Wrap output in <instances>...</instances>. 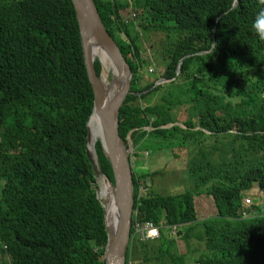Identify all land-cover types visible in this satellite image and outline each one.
Wrapping results in <instances>:
<instances>
[{"label":"trees","instance_id":"1","mask_svg":"<svg viewBox=\"0 0 264 264\" xmlns=\"http://www.w3.org/2000/svg\"><path fill=\"white\" fill-rule=\"evenodd\" d=\"M94 2L135 76L119 127L134 147L132 227L160 230L152 252L150 241L135 237L126 264H189L179 241L204 244L197 264H264V212L253 205V216L242 218L243 193L264 191V164L246 159L264 152V41L250 30L264 0ZM130 9L160 37L151 62L141 34L126 24ZM153 65L163 73L147 79L142 72ZM161 80L182 84L183 99L173 91L153 105ZM237 101L241 109L230 111ZM94 102L71 0H0V264H105V214L86 152ZM149 137L161 144L146 153ZM214 151L224 166L209 162ZM145 153L186 158L193 188L166 196L145 190L160 175L141 174L143 162L134 169L132 159ZM96 156L114 184L100 142ZM196 197L213 199L216 219L198 221Z\"/></svg>","mask_w":264,"mask_h":264},{"label":"water","instance_id":"2","mask_svg":"<svg viewBox=\"0 0 264 264\" xmlns=\"http://www.w3.org/2000/svg\"><path fill=\"white\" fill-rule=\"evenodd\" d=\"M71 2L76 9L80 24L88 75L95 93L93 115H91L87 124V157L92 166L96 182L104 178L111 187V196L106 206L99 201L104 209V223L107 234L104 263L126 264L132 238V215L134 210L133 175L130 164L133 149L130 140L128 144H125L121 139L119 127L120 111L132 95L134 74L116 41L108 32L94 0H71ZM100 53L105 55L117 74L113 81L116 85L117 95L113 99L107 96L102 84L104 67L101 60L102 74L101 76L97 74V62L93 56ZM166 83L170 82H159L152 91ZM94 128L97 130L96 134L104 155L111 165L114 184L99 169L95 150V160L89 153L88 139L91 130ZM97 193L99 195V190ZM109 216L115 220L112 228L107 225V217Z\"/></svg>","mask_w":264,"mask_h":264},{"label":"rangeland","instance_id":"3","mask_svg":"<svg viewBox=\"0 0 264 264\" xmlns=\"http://www.w3.org/2000/svg\"><path fill=\"white\" fill-rule=\"evenodd\" d=\"M134 12H136V14L138 15V23L141 26L142 24L145 23L148 17L142 12H137L131 9L129 10L127 17L129 18L131 14ZM140 34L143 35L142 42H141L143 46V56L144 58H146L148 62H151L153 61V54H151L150 47L153 43H155L156 41H159L160 37L155 36L156 33L152 35L150 32H146L143 28L141 29ZM149 70H154L155 74L150 75ZM142 73L143 75L145 74L147 76L146 77L147 79H151L152 77L160 78L163 71L157 65H153V66L147 67L145 70H143ZM113 81H114V77H113ZM163 87H164V90L159 94V96L154 101H152L153 105L158 104L163 101L165 102V101L170 100V97L173 91L175 92V96H176L175 100L183 99L185 88L183 87L182 84L166 83L163 85ZM240 109H241V104L239 101H237L234 105L231 106L230 111H233L236 113L237 110H240ZM128 139L131 140V137H129ZM142 143L143 141L141 142V144ZM160 144L161 143L159 139H157L156 137H152V138L149 137L145 140V144L143 146H144V150L147 153L149 151L158 149ZM132 149H133L132 151V155H133L134 147H132ZM146 153L144 154V156L146 155ZM144 156H141L139 159H135V158L132 159L134 169H136V164H138L139 162H143L144 166L142 167V170L145 172H141V174L146 175L148 174V172L160 173L159 176L155 177L152 181L149 180L144 185L145 190L150 189V191L158 195L166 196V195H180L193 188V184H195V180H193L190 177L187 178L189 174V169H187L188 161L186 158H183L180 161H175L174 159L164 154L160 157V160L155 161V158H152L151 154H149L148 157L145 156L147 159H145ZM249 157H253L255 159L254 163L264 164V152H261V154L248 155L246 157L248 161L250 159ZM213 159L217 163L211 160L210 157H209V162H213L217 166H224L226 164V163H221L222 161L219 160L217 153L215 151L213 152ZM98 190H99V195L97 193L98 200L100 198L103 201H105V203L107 204L110 199V196L107 194V192H101V188L99 189L98 184H97L96 191L98 192ZM243 198H244L243 201L247 199L251 201L250 208L253 205H256L262 208L261 213L264 212V192H262L260 189L256 187L250 191L244 192ZM195 204H196V210H197V205H198V216L201 222L217 218L218 216L217 209L213 201L210 198H197ZM247 215L253 216V213H248ZM112 223L113 225L115 223V220L113 217H112ZM108 227L112 228V224L111 225L108 224ZM150 243H151L150 251L152 252L154 248V242H150ZM178 248H179L180 254L189 264H196V261L199 260V257L203 253L206 252L204 244L197 243L195 241H192L189 247H187L184 243L179 241ZM150 264H158V263L150 262Z\"/></svg>","mask_w":264,"mask_h":264},{"label":"clouds","instance_id":"4","mask_svg":"<svg viewBox=\"0 0 264 264\" xmlns=\"http://www.w3.org/2000/svg\"><path fill=\"white\" fill-rule=\"evenodd\" d=\"M128 18V17H127ZM127 21V24L129 25V24H134V27H135V30L136 31H138L139 33H141V26L139 25V23H138V15L136 14V12H134V13H132L131 14V16L126 20ZM250 30H251V32L253 33V35L255 36V37H257L258 38V40H260V41H264V8H260L256 13H255V15L253 16V18L251 19V22H250ZM141 36H142V38H143V35L141 34ZM118 45V44H117ZM119 46V45H118ZM120 48V47H119ZM121 50V49H120ZM126 60V59H125ZM99 63H100V61H99ZM128 63V62H127ZM97 64V63H96ZM100 65H101V63H100ZM130 66V65H129ZM101 68H102V66H101ZM134 74V73H133ZM149 74L150 75H154L155 74V71L154 70H149ZM101 76V75H100ZM115 79V78H114ZM134 79H135V76H134ZM133 82H134V80H133ZM160 82H163V80H161ZM171 83V82H170ZM169 84V83H168ZM133 86V85H132ZM132 96V95H131ZM176 126V125H175ZM177 126H179L180 128H183L182 127V125H177ZM171 127H174V126H171ZM167 128V127H166ZM147 130H149V131H151L150 129H147ZM129 137H131V136H129ZM128 141H129V139H128ZM131 141V140H130ZM98 142H100L99 141V139H98ZM97 142V143H98ZM87 143V142H86ZM132 143V142H131ZM97 145V144H96ZM132 147H133V144H132ZM95 152H96V146H95ZM146 157H148V154H146L145 155ZM98 183V182H97ZM259 189V188H258ZM140 191H141V193L143 192V188H141L140 189ZM262 192H264V191H262ZM197 198H203V197H196L195 198V203H196V199ZM212 201H213V199L212 198H210ZM213 203H214V201H213ZM250 204H251V201L250 200H245L244 201V207H245V209L248 211L249 209H251L250 208ZM215 205V204H214ZM197 214H198V205H197ZM248 213H250L249 211H248ZM247 212H243L242 213V218L243 219H247V218H249L250 216H248L247 214H248ZM200 218H199V216H198V221L199 222H201L200 220H199ZM216 219V218H215ZM211 220V219H210ZM206 221H208V220H206ZM132 222H133V215H132ZM203 222H205V221H203ZM202 223V222H201ZM149 227H152V229H153V232H155L156 233V236L155 237H149V231H148V228ZM132 229H133V231H134V233H135V235L134 236H132L131 235V242H130V247H129V249L131 248V245H132V242H133V239L135 238V237H138V238H140L141 240H143V241H150V242H154V241H156V240H159V238H160V230L158 229V228H156L152 223H148V224H144V225H141V224H136L135 226H134V228L132 227ZM173 231H174V234L176 233V228H174L173 229ZM131 232H132V230H131ZM129 252V251H128ZM203 254H206V252L205 253H203ZM197 264V263H196Z\"/></svg>","mask_w":264,"mask_h":264},{"label":"bare ground","instance_id":"5","mask_svg":"<svg viewBox=\"0 0 264 264\" xmlns=\"http://www.w3.org/2000/svg\"><path fill=\"white\" fill-rule=\"evenodd\" d=\"M93 57H94L95 61L98 59L99 61L101 60L102 63H103L104 74H103V77H102L103 78L102 79V84H103V86H104V88H105V90L107 92V96L110 99H113L117 95V89H116V85L113 82V77L116 78L117 74L114 72L113 66L108 62V60L106 59L104 54H102V53L95 54ZM160 87H158V88H160ZM96 132H97L96 128L92 129L91 130V135H90V137L88 139L89 153H90L91 157L94 160H95V152H94V150H95V146H96V144L98 142V136H97ZM98 187H99V189L101 188V192H107V194L109 196H111V187H110V185L107 183V181L104 178H101L98 181ZM99 200L104 206L106 205L105 201H103L100 198H99ZM108 224L109 225L112 224V227H113L112 217H110V216L107 217V225Z\"/></svg>","mask_w":264,"mask_h":264},{"label":"built area","instance_id":"6","mask_svg":"<svg viewBox=\"0 0 264 264\" xmlns=\"http://www.w3.org/2000/svg\"><path fill=\"white\" fill-rule=\"evenodd\" d=\"M148 231H149V237H155V236H156V233L153 232L152 227H149V228H148Z\"/></svg>","mask_w":264,"mask_h":264}]
</instances>
